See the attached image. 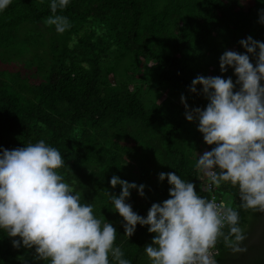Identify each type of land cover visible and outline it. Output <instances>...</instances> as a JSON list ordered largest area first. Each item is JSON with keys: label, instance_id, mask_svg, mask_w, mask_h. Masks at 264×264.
Listing matches in <instances>:
<instances>
[{"label": "trees", "instance_id": "1", "mask_svg": "<svg viewBox=\"0 0 264 264\" xmlns=\"http://www.w3.org/2000/svg\"><path fill=\"white\" fill-rule=\"evenodd\" d=\"M50 3L12 0L0 11V146L14 149L43 139L57 148L65 160L58 170L64 182L117 229L115 245L124 258L150 264L144 248L154 234L138 224L134 235H125L107 194L119 195L121 186L112 188L110 179L145 185L143 197L131 189L126 200L145 217L152 203L169 198L171 185L159 181L161 172L191 180L207 197L200 190L206 178L195 164L214 145L205 143L198 121L185 118L180 97L203 108V94L189 91L197 75L236 80L233 68L220 71L219 57L225 50L245 52L238 41L249 35L264 42V24L258 22L264 2L69 0L56 13L71 24L63 34L45 23L53 15ZM106 59L112 62L103 67ZM152 170L155 186L149 183ZM214 192L239 205L229 184ZM241 221L249 233L259 231L254 242L248 238L247 252L230 258L218 244L217 264H264V213L241 211ZM12 239L0 229V264H49L34 260V249L14 248Z\"/></svg>", "mask_w": 264, "mask_h": 264}, {"label": "clouds", "instance_id": "2", "mask_svg": "<svg viewBox=\"0 0 264 264\" xmlns=\"http://www.w3.org/2000/svg\"><path fill=\"white\" fill-rule=\"evenodd\" d=\"M11 2L0 0V11ZM68 4L51 0L53 15L45 23L58 34L71 28L68 17L56 15ZM258 22L264 24V9ZM238 43L245 52L225 50L219 57L220 71L233 68L235 81L231 76L197 75L189 91L203 94L207 105L193 108L183 94L180 99L185 118L198 121L205 143L214 145L198 155L195 164L206 178L200 190L212 193L229 184L237 189L239 205L217 201L215 195L201 196L191 180L161 172L159 181L167 179L171 185L169 198L152 203L145 217L126 202L131 189L143 197L145 185L117 175L110 179L112 188L121 186L119 195L107 194L113 211L123 218L125 235H134L138 224L154 234L144 248L150 264H217L220 243L232 253L247 252L249 227L242 223L241 211L264 213V42L249 35ZM197 85L202 86L199 91ZM64 165L61 152L43 139L14 149L0 146V229L13 238L14 248L34 249L37 261L131 264L115 245L113 224L98 218L93 205L81 203L80 193L64 182L58 171Z\"/></svg>", "mask_w": 264, "mask_h": 264}, {"label": "rangeland", "instance_id": "3", "mask_svg": "<svg viewBox=\"0 0 264 264\" xmlns=\"http://www.w3.org/2000/svg\"><path fill=\"white\" fill-rule=\"evenodd\" d=\"M28 55L24 56V59H29L28 57H30V55L29 56ZM111 62H112L111 60H107L106 59V60L102 61L101 65L103 67H105V66H107V64H111ZM139 66L143 67V68L145 67L144 65L142 66L141 64H139ZM106 74H108L107 78H108L109 82L111 84H114L115 80H114L112 74L109 73V72H107ZM149 183H150V185H153V186H155L156 183H157V175H156V171H154V170L151 171ZM220 200H223V201H229L230 200V201H232L231 196L229 194H226V193H221L220 194Z\"/></svg>", "mask_w": 264, "mask_h": 264}, {"label": "flooded vegetation", "instance_id": "4", "mask_svg": "<svg viewBox=\"0 0 264 264\" xmlns=\"http://www.w3.org/2000/svg\"><path fill=\"white\" fill-rule=\"evenodd\" d=\"M258 232H259L258 230L254 229L251 231V233H249V238L251 239L248 241L249 243L254 242V236H255V234L257 235ZM227 253H229V254H224V257L230 258L231 255H234V254L238 255L239 254V253H232L230 249L227 251Z\"/></svg>", "mask_w": 264, "mask_h": 264}, {"label": "built area", "instance_id": "5", "mask_svg": "<svg viewBox=\"0 0 264 264\" xmlns=\"http://www.w3.org/2000/svg\"><path fill=\"white\" fill-rule=\"evenodd\" d=\"M214 190H215V188L213 189L212 193H209V192L206 191V192H207V197L210 198L211 195H215L216 198H217V201H221V200L219 199V197L215 194Z\"/></svg>", "mask_w": 264, "mask_h": 264}]
</instances>
